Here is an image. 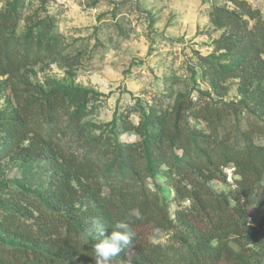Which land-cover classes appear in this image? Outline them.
Segmentation results:
<instances>
[{
	"label": "trees",
	"instance_id": "obj_1",
	"mask_svg": "<svg viewBox=\"0 0 264 264\" xmlns=\"http://www.w3.org/2000/svg\"><path fill=\"white\" fill-rule=\"evenodd\" d=\"M239 7L245 17L258 23L257 10L244 3ZM236 18L235 13L216 8L210 22L234 30L228 37H249L254 44L256 64L244 66L233 76L239 79L238 92L246 94L253 81H264V59L260 58L264 55V29L239 31ZM34 26L21 35L16 9L0 12V79L11 89L16 106L0 120V161L6 158L26 164L44 160L52 178L43 198H31L24 191L8 188L0 167V264H95L97 237L86 223L92 217L103 221L106 235L115 230L117 221L131 223L132 245L113 264H217L225 256L232 259L231 264H264V249L252 255L233 253L226 243L228 238L252 242L256 228L264 226V146H255L249 131L242 134L246 144L211 142L196 129L184 137L179 122L185 116L198 117V112H188L189 102L169 112H151L145 123L126 122L127 131L144 139L113 148L119 156L118 167L111 164L102 170L92 157L79 158L56 139L63 115L84 136L79 123L85 115L87 92L58 88L40 100L22 99L29 91L20 86L27 84V67L42 61L55 42L50 36V18H41ZM234 47L219 43L216 51L230 53ZM143 126L148 129L146 135ZM168 140H175L181 154H166L171 148ZM97 142L102 145L105 141ZM139 151L146 164L143 173L139 172ZM153 151H157L154 156ZM157 164L172 173L170 187L178 208L172 219L166 203L145 184L154 176ZM228 164L237 177L234 187L227 193H215L207 183L218 178L216 168ZM183 202L188 204L186 208L181 207ZM133 208L140 209L142 219L128 215ZM157 228L158 233L154 232ZM142 230L153 234L152 238L164 233L171 236L165 244H155L142 239Z\"/></svg>",
	"mask_w": 264,
	"mask_h": 264
},
{
	"label": "rangeland",
	"instance_id": "obj_2",
	"mask_svg": "<svg viewBox=\"0 0 264 264\" xmlns=\"http://www.w3.org/2000/svg\"><path fill=\"white\" fill-rule=\"evenodd\" d=\"M240 3L259 12L258 23L242 14ZM13 8L18 33L24 35L39 19L48 17L50 36L55 37L52 52L27 67V84L20 86L29 91L22 99L40 100L58 88L87 92L85 115L79 123L84 136L67 116L57 126L56 139L68 152L92 157L104 171L111 164L118 167L119 156L113 148L144 139L127 131L126 122L145 123L151 112H169L189 102L188 112H198V117L185 116L179 122L184 137L196 129L211 142L246 144L242 134L249 131L250 141L264 146V81H253L248 93L240 94L239 79L233 77L244 66L256 64L254 44L249 37H228L235 31L210 22L214 9L220 8L238 16L239 31L264 29V0H0V12ZM219 43L235 47L230 53L216 51ZM15 107L11 89L1 83L0 120ZM143 129L148 134L147 127ZM168 141L171 148L166 154H181L175 140ZM137 160L143 173L146 164L140 151ZM0 167L8 188L37 199L45 196L52 173L44 160L22 164L5 158ZM154 168V176L145 184L166 203L172 219L178 209L170 187L172 173L164 165ZM215 172L219 179L207 183L213 192L227 193L234 187L237 177L230 164ZM187 206L186 202L181 205ZM141 233L143 240L155 244H165L171 236L152 238L147 230ZM226 243L233 253H257L264 249V226L256 228L252 242L228 238ZM225 257L217 264H231L232 259Z\"/></svg>",
	"mask_w": 264,
	"mask_h": 264
},
{
	"label": "clouds",
	"instance_id": "obj_3",
	"mask_svg": "<svg viewBox=\"0 0 264 264\" xmlns=\"http://www.w3.org/2000/svg\"><path fill=\"white\" fill-rule=\"evenodd\" d=\"M128 215L137 220L142 219L139 208L130 209ZM86 223L89 225V232L97 237L93 248L95 264H113L114 260L132 245L135 238V233L128 220L115 222V230L110 235L105 234V225L99 217L89 218ZM159 231L158 228L154 229V232Z\"/></svg>",
	"mask_w": 264,
	"mask_h": 264
}]
</instances>
